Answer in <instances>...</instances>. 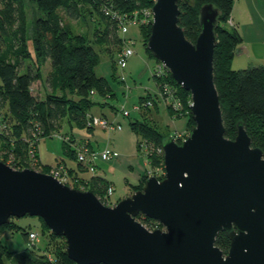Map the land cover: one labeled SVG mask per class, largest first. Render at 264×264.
Here are the masks:
<instances>
[{
    "label": "water",
    "instance_id": "1",
    "mask_svg": "<svg viewBox=\"0 0 264 264\" xmlns=\"http://www.w3.org/2000/svg\"><path fill=\"white\" fill-rule=\"evenodd\" d=\"M187 2L188 0H182ZM178 0H153L148 51L190 93L193 119L181 142L162 143L163 176L113 204L30 167L0 160V225L24 215L65 238L76 264H264V151L241 122L224 135L212 60L218 9H198L199 32L178 25ZM157 220L148 230L136 216ZM224 231L228 248L215 244Z\"/></svg>",
    "mask_w": 264,
    "mask_h": 264
},
{
    "label": "trees",
    "instance_id": "2",
    "mask_svg": "<svg viewBox=\"0 0 264 264\" xmlns=\"http://www.w3.org/2000/svg\"><path fill=\"white\" fill-rule=\"evenodd\" d=\"M30 1L35 3L36 12L31 36H28L22 0H0V113L3 112L0 119V160L17 169L30 167L47 172L51 165L43 164L38 159L36 144L40 137L51 136L64 118L77 127L91 131L93 126H87L86 121L88 114H93L90 112L93 106L104 105L114 113L119 109L111 103L116 96L108 81L95 72L98 63L96 51L85 35L73 32L66 25L63 15L75 19L86 11L90 18L102 19L104 27H96L91 41L106 43L108 50L114 45L120 49L121 38L116 34L117 24L105 10L127 13L151 6L153 0ZM207 2L218 9L215 26L217 43L213 52L212 72L224 135L234 137L235 126L239 121L249 135L251 145L259 146L264 151V65L236 70L230 66L231 59L242 42L237 29L234 26L229 28L226 23L233 0H178V25L185 37L193 42L200 29L198 9ZM139 26L143 29V41L146 45L150 25ZM113 62L115 64L114 60ZM42 68H47L45 75ZM153 77L160 94L154 93V97L148 92L141 96L136 102L139 105L136 110L138 115L129 121L131 129L139 137L137 144L140 145L141 140H144L151 168L163 164L162 143L166 138L164 139L165 134L158 130L156 122L149 116L153 111L150 105H156V100H162L170 113L175 111L177 115H188L186 129L193 124L189 110V91L183 89L166 70L160 75L153 73ZM41 79H45L49 90L43 97H36L31 92L32 85ZM164 84L169 87V91L164 90ZM94 95L104 97L103 102L93 100ZM176 100L179 101L177 107L173 104ZM61 137L64 151L77 162V168L68 166L64 159L56 163L66 167L71 176L69 184L78 188L82 184L83 189L91 190L102 200L107 186L112 185L111 182L95 174L84 177L82 174L87 170L77 160L75 149L83 141L77 140L71 133L67 136L62 134ZM31 153L33 156H30ZM33 158L36 159L34 163L31 162ZM149 173L151 172L143 174L131 191L140 188ZM155 176L161 178L163 173L160 171ZM73 179L75 182H72ZM83 179H87V182ZM136 219L145 226L162 227L157 220L141 213ZM43 224L48 234L40 251L34 248L11 251L0 238V264H76L65 252V238L53 234L44 222ZM16 229L21 230L24 238L32 243L28 237L32 230L26 231L12 217L9 222L0 225V234L5 230ZM215 244L224 252L227 250L229 240L224 231L218 232Z\"/></svg>",
    "mask_w": 264,
    "mask_h": 264
},
{
    "label": "rangeland",
    "instance_id": "3",
    "mask_svg": "<svg viewBox=\"0 0 264 264\" xmlns=\"http://www.w3.org/2000/svg\"><path fill=\"white\" fill-rule=\"evenodd\" d=\"M22 2L28 25L27 35L31 36L32 22L36 12L35 3L30 0H22ZM63 18L73 32L85 35L96 51L98 63L95 66V72L108 81L115 93L116 97L112 98L111 103L118 107L123 105L130 110V114L123 116L120 111L114 113L104 105L93 106L90 109V112L95 115L120 123L121 129L114 131H106L99 126H94L91 131H87L85 128L77 127L74 123H69L64 118L61 120L58 130H55L51 136L46 135L38 139L36 145L39 158H37L47 165L56 164L58 160L62 162L61 159H64L68 166L77 168L75 158L64 151L65 147L61 135L67 136L68 133H71L81 142L88 140L90 142L88 147L96 152L95 173L98 172L99 176L107 179L113 186L112 195L107 197L108 201L112 202L113 199H121L130 194L133 186L139 182L143 174L151 172L149 174L157 175L160 171L163 173V164L151 168L147 161V149L143 144L144 140H141L142 144H137L139 137L129 124L130 119L138 115V111L132 109L133 103H138L140 97L148 92L154 97V93L160 94L153 77V71L160 62L149 53L146 45H144L143 29L140 26L129 24L127 32L122 33L119 28L116 31L117 36L121 38V43L128 44L133 49V54L120 68L113 62L119 50L115 45L108 50L106 43L91 41L96 27H104L102 19L90 18L86 11L81 12L75 19L66 15H63ZM230 19L231 23L228 24L226 21L229 28L234 26L242 37V42L238 45V50L235 51L231 59V68L236 70L264 65V0H233ZM46 71L47 68L46 70L43 69L44 75ZM48 90L49 87L45 79H41L35 81L31 92L36 97H43ZM103 98L99 95L93 96V100L100 102H103ZM156 101V105H150L153 111H150L149 116L156 122L158 130L165 134L164 139L174 138L172 136L174 132L181 133L182 137L178 139H184L190 131V128L186 129L188 115H177L175 111L170 113L165 107V102ZM2 117L3 112L0 113V119ZM104 148L108 149L111 154V158L107 160L100 158V150ZM88 175L89 171H86L83 176ZM12 220L25 228L26 231L29 229L34 231L37 234V239L30 243L24 238L21 230H5L0 234V238L6 248L11 251H21L27 248L40 251L48 234L42 220L31 215L12 217ZM34 243L35 245H33Z\"/></svg>",
    "mask_w": 264,
    "mask_h": 264
},
{
    "label": "built area",
    "instance_id": "4",
    "mask_svg": "<svg viewBox=\"0 0 264 264\" xmlns=\"http://www.w3.org/2000/svg\"><path fill=\"white\" fill-rule=\"evenodd\" d=\"M105 13L109 14L110 17L113 20H115L117 27L121 30L122 33L127 32L129 24H134V25L139 26V25H148V24H151V22H152L151 6H144V7L138 8V9H134L131 12H127V13L126 12L122 13V12L117 11V10H105ZM227 23L228 24L231 23L230 17L227 19ZM121 45H122L121 48L118 50L117 55L114 58L115 65L120 67V68L123 67L127 58L133 54V49L128 44H125L122 42ZM165 70L167 71V69L160 62L156 65L153 73L160 75L163 72H165ZM164 90L169 91V87L166 84H164ZM90 92L94 93L93 90H91ZM173 104H174V106L177 107L179 105V101L176 100V101H174ZM138 108H139L138 104L132 105L133 110H138ZM118 111H120L123 116H127L129 114V110L126 109L123 105H121L119 107ZM86 123H87V126H93V127L99 126L103 130H106V131H114V130H120L121 129L120 123L109 121L108 119L104 118L103 116L95 115V114H92V115L88 114V118H87ZM172 136L175 139L182 137L181 133H178V132H174L172 134ZM88 145H89V141L85 140L79 146H76V148H75L76 149V157H77V160L82 165L85 166L87 172L89 171V173L91 175H94L95 174L94 159L96 157V152L93 151L92 149H90L88 147ZM30 156H33V154ZM100 158L103 160H107V159L111 158V154L109 153L108 149L104 148V149L100 150ZM35 161H36L35 158L31 159V162L34 163ZM46 173L51 174L54 177H56L59 181L70 185L69 183L71 182V178H70L71 176H69L67 169L63 164H61V163L60 164H52ZM83 180H84V182H87V179H83ZM73 181L75 182V179H73L72 182ZM70 186H72V185H70ZM79 188L83 189V185L80 184ZM112 192H113V186L112 185L107 186L106 191L102 196V200L105 204H110V201H108L107 197L109 195H111ZM145 227L148 230H151V229L156 228L158 226H145ZM28 237L31 240V242H34L37 239V234L34 231H31L28 233Z\"/></svg>",
    "mask_w": 264,
    "mask_h": 264
},
{
    "label": "crops",
    "instance_id": "5",
    "mask_svg": "<svg viewBox=\"0 0 264 264\" xmlns=\"http://www.w3.org/2000/svg\"><path fill=\"white\" fill-rule=\"evenodd\" d=\"M111 110V109H110ZM112 112H113V110H111ZM94 114V113H93ZM90 144V143H89ZM82 175H84V173L82 174ZM95 175H100L98 172L97 173H95ZM89 176H91V174L89 173V175L88 176H84V177H89ZM113 193V192H112ZM112 193H111V195H112ZM118 200V198H116V200L115 199H113L112 200V202L110 201V204L111 203H114L115 201H117Z\"/></svg>",
    "mask_w": 264,
    "mask_h": 264
},
{
    "label": "clouds",
    "instance_id": "6",
    "mask_svg": "<svg viewBox=\"0 0 264 264\" xmlns=\"http://www.w3.org/2000/svg\"><path fill=\"white\" fill-rule=\"evenodd\" d=\"M112 204V203H111Z\"/></svg>",
    "mask_w": 264,
    "mask_h": 264
}]
</instances>
